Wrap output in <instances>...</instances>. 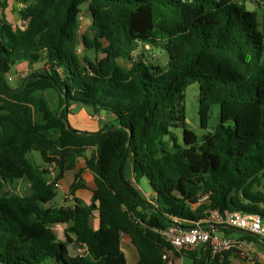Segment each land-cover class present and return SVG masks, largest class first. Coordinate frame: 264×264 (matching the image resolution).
<instances>
[{
  "label": "trees",
  "instance_id": "16d2710c",
  "mask_svg": "<svg viewBox=\"0 0 264 264\" xmlns=\"http://www.w3.org/2000/svg\"><path fill=\"white\" fill-rule=\"evenodd\" d=\"M14 1L20 26L6 18L9 0H0V264H127L123 235L136 249L134 264H166L172 247L156 229L188 228L214 209L264 221V34L257 9L230 0ZM82 4L93 36L79 38ZM139 45L166 54L165 65L148 60ZM19 63L40 66L13 86L9 77ZM195 82L201 128L211 105L219 106L214 130L200 137L185 126V89ZM75 104L113 119L95 131L75 128ZM176 127L183 128L182 145ZM30 151L46 166L34 165ZM78 158L84 167L69 194L86 187V169L94 180L90 203L75 197L72 206L49 204L65 166ZM141 178L151 193L139 190ZM19 180L28 192L1 191ZM63 223L65 241L52 229ZM217 231L261 243L234 228ZM68 244L85 250L72 254ZM232 252L212 257L199 244L174 253L191 264H231Z\"/></svg>",
  "mask_w": 264,
  "mask_h": 264
},
{
  "label": "rangeland",
  "instance_id": "374dc122",
  "mask_svg": "<svg viewBox=\"0 0 264 264\" xmlns=\"http://www.w3.org/2000/svg\"><path fill=\"white\" fill-rule=\"evenodd\" d=\"M81 15H80V22H79V27H78V36L79 38L82 37L83 33H87L89 36H93V33L89 31V24H90V15L88 12V4H82L81 5ZM20 9V4H18L14 0H9L8 6L6 9H4V13L6 15V18L8 21H10L14 26H20L23 24V21L19 18L18 10ZM1 11V10H0ZM260 14V11H259ZM261 15V14H260ZM260 24H259V30L263 32L264 29V24L261 21L260 18ZM147 57L148 60L152 61L154 64L163 66L166 63L167 57L166 54L162 53L160 50H154L150 51L147 49ZM90 56L94 57L95 54L93 51H88L87 52ZM79 54L82 56L84 53V50L82 46L79 48ZM99 59L102 60V54H98ZM123 64V61H120ZM40 65H27L24 66V68H20L18 71H13L10 76L11 80L10 83L13 86H16L19 84V81L22 77V73L24 72V75L29 73L33 68H36ZM23 75V76H24ZM199 87L198 84L192 83L190 84L186 89H185V99H184V106H185V126L186 128L192 130L197 136H202L203 134L207 132H211L214 130L215 126L218 123V116H219V106L218 104H212L210 111H209V122H208V127L207 128H201L199 124ZM76 117V116H75ZM79 120H87L86 117L79 115ZM173 133L177 137V142L178 144L183 143L182 141V132L183 128L182 127H176L172 128ZM28 158L34 165H40L42 164V160L40 157V154L38 151H30L28 153ZM46 166V165H45ZM51 174H49V179L51 178ZM137 187L139 190H141L144 193H151L150 186L147 182L146 179L141 178L139 179V182L137 184ZM11 189L23 193V192H28L26 182L24 180L17 181L14 185H5L1 191H10ZM59 197H62V188H57V196L54 198V201L58 200ZM51 201L49 204L51 205H57L59 204L58 202ZM54 202V203H53ZM62 226V225H61ZM59 225H53L52 228L54 231L59 235H63V226L61 227ZM218 235H224L222 232H218ZM237 233L233 232L231 233V237H237ZM123 242L130 244V239L128 236L123 235L122 238V246ZM69 245V244H68ZM124 248V247H123ZM125 249V248H124ZM70 251L72 254H78L81 251L76 245H70ZM172 256V254H171ZM232 259L234 264H264V245H259L255 244V248L253 250H248V255H243L240 252H236L233 250L232 252ZM174 259L177 260L178 264H191L190 260L188 258H178L176 256H173ZM43 264H50V260L47 259Z\"/></svg>",
  "mask_w": 264,
  "mask_h": 264
},
{
  "label": "built area",
  "instance_id": "2783aa9c",
  "mask_svg": "<svg viewBox=\"0 0 264 264\" xmlns=\"http://www.w3.org/2000/svg\"><path fill=\"white\" fill-rule=\"evenodd\" d=\"M230 1L237 3L253 0ZM9 79L11 80V77ZM48 170L53 178V169L49 167ZM54 186L56 188L61 187L58 181L55 182ZM219 227L236 228L255 236L258 240H264V221L259 215H247L239 211L220 212L214 209L208 211L205 219L193 223L188 228L170 225L163 229H156L172 247L170 254L163 255L166 264H178L177 260L173 258V256H176L174 252L180 253L184 249H193L199 244H207L212 257L220 255L225 250H234L243 255H248V250L252 248L250 241L237 237L218 235L217 228ZM77 247L81 251L78 254H82L85 247Z\"/></svg>",
  "mask_w": 264,
  "mask_h": 264
},
{
  "label": "crops",
  "instance_id": "0c3cea01",
  "mask_svg": "<svg viewBox=\"0 0 264 264\" xmlns=\"http://www.w3.org/2000/svg\"><path fill=\"white\" fill-rule=\"evenodd\" d=\"M252 2L256 5L255 9L260 11L261 15L259 14L258 20L260 21V18H261V21L264 24V0H253ZM237 3H241V2H237ZM259 24H260V22H259ZM262 33L264 34V29H263ZM143 47H145V49H148V45H145V46L139 45L137 47V49H140ZM27 65H28V63H19L15 66L14 71H18L20 68H24V66H27ZM32 69H37V67L36 68L32 67ZM21 75L23 76L24 72ZM71 113H72V115L70 116V118H71L70 121L72 122V125L75 128H79L81 130H89V131L99 130L101 128L102 124H104L107 121H111L113 119V115H111L110 113H107V112L92 113L89 108H87L83 105H80V104L73 105L71 108ZM79 115L86 117L87 120L80 121ZM40 165H43L45 167L44 164H40ZM83 167H84V159L83 158H78L75 161H70L65 166L64 173H63L62 177L58 180V182L61 185L60 188H62V197H59V199L56 201H54V199H53L52 201L59 203V204L53 205V206H58V207L59 206H72L75 197L79 198L84 203H87V204L90 203L91 196H92V189L94 188V180H93L92 174L86 169H84L82 172V177L85 180L86 187L83 189L76 190L74 192V194H69V186L72 184L75 174ZM125 176L128 179H131L133 176L132 170H131V165L129 162L127 163V165L125 167ZM145 194L147 195L149 193H145ZM90 224H91V227L93 229H96L98 227V217L95 213L91 217ZM54 225H59V226L62 225L63 231L65 230V228L67 226V224H65V223L54 224ZM53 231H54V229H53ZM64 232H63L62 236H59L56 232H55V234L57 235V237L59 239H61L62 241H65V233ZM122 238H123V236H122ZM122 238H121V249L124 252L126 262H127V264H134L137 260L136 249L132 244L130 245V244H127L125 242H123V246H122ZM260 242L261 243L259 245H264L263 241H260ZM255 244L256 243L251 242L252 248L250 250H253L255 248ZM68 246L70 248V245H68ZM232 258L233 257L231 256L230 257L231 264H234L233 263L234 259H232Z\"/></svg>",
  "mask_w": 264,
  "mask_h": 264
},
{
  "label": "water",
  "instance_id": "95a60500",
  "mask_svg": "<svg viewBox=\"0 0 264 264\" xmlns=\"http://www.w3.org/2000/svg\"><path fill=\"white\" fill-rule=\"evenodd\" d=\"M245 7H246L247 10L252 11V10L255 9L256 5L252 1H246L245 2ZM97 204H99V201H97ZM234 229H236V228H234ZM236 230H239V229H236ZM240 231H242V230H240Z\"/></svg>",
  "mask_w": 264,
  "mask_h": 264
}]
</instances>
